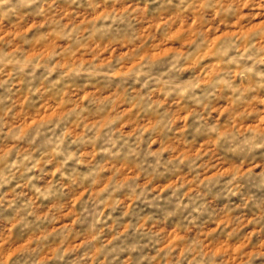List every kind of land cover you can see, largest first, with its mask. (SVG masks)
<instances>
[{"label": "clouds", "instance_id": "1", "mask_svg": "<svg viewBox=\"0 0 264 264\" xmlns=\"http://www.w3.org/2000/svg\"><path fill=\"white\" fill-rule=\"evenodd\" d=\"M0 264H264V0H0Z\"/></svg>", "mask_w": 264, "mask_h": 264}, {"label": "rangeland", "instance_id": "2", "mask_svg": "<svg viewBox=\"0 0 264 264\" xmlns=\"http://www.w3.org/2000/svg\"><path fill=\"white\" fill-rule=\"evenodd\" d=\"M150 27H151V25H150ZM179 32H180V30L177 29V31L174 32V33H172L168 38H169V39H176V38H178V36H179ZM216 39H218V37H214L212 43H214ZM185 43H187V41H185ZM169 50H170V49H162V50H161L160 52H158V53H153L152 56H151V59L155 60L158 56H161V55L166 54ZM53 115H55V109H53V112H51V113H47V112H45L44 114L41 115L40 119L43 120V119H46V118H51ZM71 215H72V209H71V208H69V209H68L66 212H64V214H63L64 218H67V217H69V216H71ZM73 222H74V221H73ZM170 235H171V233H170ZM235 250H236V248L234 247V248H233V252H235ZM217 251H219V248H217Z\"/></svg>", "mask_w": 264, "mask_h": 264}]
</instances>
